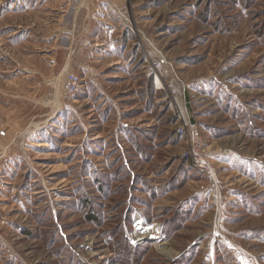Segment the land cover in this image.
<instances>
[{
    "label": "rangeland",
    "instance_id": "374dc122",
    "mask_svg": "<svg viewBox=\"0 0 264 264\" xmlns=\"http://www.w3.org/2000/svg\"><path fill=\"white\" fill-rule=\"evenodd\" d=\"M5 1L0 140L15 157L2 159L13 168L0 194V264H264V0H125L120 14L138 66L105 69L117 76L104 84L106 101L120 113L99 129L146 119L136 133L150 152L142 166L113 139L86 144L82 107L71 103L80 94L64 89L68 74L81 83V68L37 78L51 68L33 67L34 41L14 33L24 20ZM100 1L80 5L91 13ZM182 91L207 170L181 156L187 137L176 134L169 104ZM65 102L69 119L46 126L38 141L37 125ZM185 161L193 171L177 180ZM83 196L97 213L83 208Z\"/></svg>",
    "mask_w": 264,
    "mask_h": 264
},
{
    "label": "crops",
    "instance_id": "0c3cea01",
    "mask_svg": "<svg viewBox=\"0 0 264 264\" xmlns=\"http://www.w3.org/2000/svg\"><path fill=\"white\" fill-rule=\"evenodd\" d=\"M13 2L16 5L14 3L11 4V0L5 1L7 9L15 7L18 17L22 16L24 20V25H19L14 33L29 36L34 41L32 50L37 54L36 58H34L33 67L43 66L51 68L48 74L39 75L37 78L55 75L52 73L53 68H60L59 74L66 67L81 68L83 77H81V84L77 91L80 94V101L75 99L71 103L77 101L81 105L77 106L78 109L82 107L85 117L81 119L82 125H80L82 139L86 140V144L87 141L101 143L102 140L109 142L113 139L116 141V145L122 144L130 147L132 150L130 154L131 158L134 159L135 164H138L137 166H142L147 162L150 157L149 148L140 139L139 136L141 134L136 135L137 129L146 127L144 123L146 119H138L135 125H131L132 119L129 121V119L125 118L122 120L119 128L117 127V123L113 126L111 125V129L105 134L99 129L107 124L105 119H108L110 115L115 112V115L118 117L120 113H118L119 110H117L115 104H110L106 101L110 97L108 89L104 84L111 78L116 79L117 76H113V72L106 73L105 69L125 68L121 74H127L131 70L135 71L136 66H138V62L135 60L137 59L136 54L133 55V51L137 50H134V42L130 39L131 29L128 23L122 20L123 18L120 14L121 10L128 8L126 1H100L92 9L91 13L81 8V0H14ZM136 6L133 3L132 7ZM33 36L35 37L33 38ZM62 40L63 42H61ZM61 53L63 54L62 56ZM150 90L152 91L151 88ZM156 98L155 94L150 97L153 102H158ZM64 106H67L71 110L74 109L66 102L64 104L61 103L51 117L37 125V129H39L38 141L41 142L42 130L46 126L54 127L61 124L60 122L63 119L65 121L67 118L69 119L70 111H68V117L65 116V111L68 108L60 111ZM107 107H111L109 112H106ZM72 136V138L76 137L75 135ZM104 136L106 137L103 138ZM1 137L2 132H0ZM67 140L68 137H65V141ZM46 142L51 143L49 140H46ZM88 145L92 144L89 143ZM6 148L7 146L1 144L0 140V194L2 185L9 186L3 180L11 173L13 168L9 164H5L4 168L2 159L5 161V159H12V156L15 157L14 150L6 157ZM114 148L110 150H114ZM87 156L89 157V155ZM115 157L117 156L111 159L114 162ZM96 158H99V156ZM115 163L118 164L119 160ZM186 170L187 168L184 165H177L173 175L176 176L177 180H182L185 174H187ZM189 171L192 172L193 170ZM153 176L150 173V175H146L145 177L152 178ZM173 180L175 181V179ZM175 182L178 183L177 181ZM171 184L175 185L174 182H171ZM162 190L164 189H159V192ZM159 194L163 195L164 193L161 192Z\"/></svg>",
    "mask_w": 264,
    "mask_h": 264
},
{
    "label": "built area",
    "instance_id": "2783aa9c",
    "mask_svg": "<svg viewBox=\"0 0 264 264\" xmlns=\"http://www.w3.org/2000/svg\"><path fill=\"white\" fill-rule=\"evenodd\" d=\"M84 6H89L88 0H84ZM146 63L149 64V68L147 69V72L149 74H153L155 84L158 83V87L162 86L161 74L158 73L154 74L153 70L150 69L153 66L152 61L146 60ZM80 84H81L80 79L76 75L68 74L65 78L64 89L67 94H73L78 91ZM169 106L171 112L178 118L180 122V126L176 130V134L187 137V148L181 154V156L186 160H188L192 166L198 169L207 170L209 168L208 161L204 157V155L201 154L197 142H195L194 139L195 126L191 124L190 119L188 118L183 91L182 93L180 92L179 96L170 99Z\"/></svg>",
    "mask_w": 264,
    "mask_h": 264
},
{
    "label": "trees",
    "instance_id": "16d2710c",
    "mask_svg": "<svg viewBox=\"0 0 264 264\" xmlns=\"http://www.w3.org/2000/svg\"><path fill=\"white\" fill-rule=\"evenodd\" d=\"M187 161V160H186ZM185 161V162H186ZM188 163L186 162L185 163V167L187 168V170H193V169H190L191 168V166L190 165H187ZM89 198H87V196H83V198H82V201H83V208L85 209V210H89L90 212H95V213H97V210L94 208V205L92 204V203H89L88 200ZM94 213V214H95ZM118 244L122 247V248H124L125 246H123L122 244H128V243H126V241L125 240H120V241H118ZM120 247V248H121ZM119 248V249H120ZM127 248H129V250H131L133 247H132V245H128V247ZM134 249H136V248H134Z\"/></svg>",
    "mask_w": 264,
    "mask_h": 264
},
{
    "label": "bare ground",
    "instance_id": "6f19581e",
    "mask_svg": "<svg viewBox=\"0 0 264 264\" xmlns=\"http://www.w3.org/2000/svg\"><path fill=\"white\" fill-rule=\"evenodd\" d=\"M156 86H158V83L156 84Z\"/></svg>",
    "mask_w": 264,
    "mask_h": 264
}]
</instances>
